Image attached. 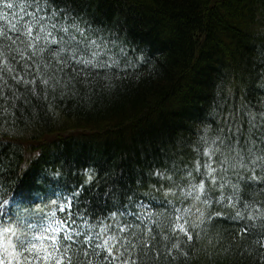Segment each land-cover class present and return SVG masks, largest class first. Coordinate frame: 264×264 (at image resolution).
I'll use <instances>...</instances> for the list:
<instances>
[{"label":"trees","instance_id":"obj_1","mask_svg":"<svg viewBox=\"0 0 264 264\" xmlns=\"http://www.w3.org/2000/svg\"><path fill=\"white\" fill-rule=\"evenodd\" d=\"M63 6L83 27L115 41L113 51L123 47L134 66L122 61L124 71L107 81L79 86L75 96L21 104L8 123L0 120V183L9 190L21 178L33 184L31 204L13 206V213L43 207L61 186H83L81 205L99 211L106 199L142 193L137 181L146 187L150 171L194 166L203 129L215 130L221 114L241 104L262 110L264 0H66ZM141 53L147 59L138 63ZM89 171L93 180L85 184ZM255 191L247 190L249 199ZM201 229L187 258L162 255L149 264L264 261L256 236L242 238L234 223Z\"/></svg>","mask_w":264,"mask_h":264},{"label":"snow or ice","instance_id":"obj_2","mask_svg":"<svg viewBox=\"0 0 264 264\" xmlns=\"http://www.w3.org/2000/svg\"><path fill=\"white\" fill-rule=\"evenodd\" d=\"M65 3L0 0L3 123L21 104L75 96L79 86L134 66L123 47L113 51L116 42L83 27ZM146 59L141 53L137 62ZM197 143L194 166L150 171L146 187L137 181L142 193L106 199L99 211L81 205L83 186H61L43 207L13 213V206L31 204L32 180L21 178L13 190L0 183V264H149L162 255L174 261L202 239L197 229L222 220L237 225L242 238L256 236L264 249V106L256 112L241 104L221 114L218 127H205ZM92 180L89 171L85 184ZM248 189H256L251 199Z\"/></svg>","mask_w":264,"mask_h":264}]
</instances>
